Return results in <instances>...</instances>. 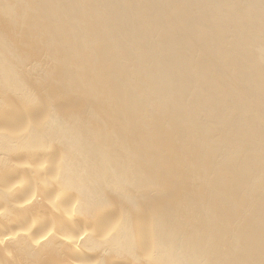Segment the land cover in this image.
I'll list each match as a JSON object with an SVG mask.
<instances>
[{
    "label": "bare ground",
    "instance_id": "bare-ground-1",
    "mask_svg": "<svg viewBox=\"0 0 264 264\" xmlns=\"http://www.w3.org/2000/svg\"><path fill=\"white\" fill-rule=\"evenodd\" d=\"M0 264H264V0H0Z\"/></svg>",
    "mask_w": 264,
    "mask_h": 264
}]
</instances>
